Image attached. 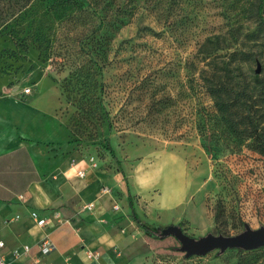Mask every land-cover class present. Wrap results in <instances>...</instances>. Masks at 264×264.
<instances>
[{"label": "rangeland", "instance_id": "1", "mask_svg": "<svg viewBox=\"0 0 264 264\" xmlns=\"http://www.w3.org/2000/svg\"><path fill=\"white\" fill-rule=\"evenodd\" d=\"M257 3L0 0L2 94L29 102L46 121V131L34 133L30 123L23 138L41 163L31 164L28 176L25 166L17 169L8 195L36 180V194L43 187L58 198L44 209L52 237L69 247L71 229L78 244L102 249V264H239L241 248L188 256L173 234H146L130 217L128 194L156 232L176 225L198 238L264 226V155L222 125L198 53L208 35L234 26L239 41L218 52L252 50L259 61L247 70L252 75L261 62L264 76ZM175 15L190 20L171 31ZM14 158L21 159L17 152ZM80 167L84 176L76 174ZM2 170L0 181L12 178L10 163ZM257 249L254 264H264V245Z\"/></svg>", "mask_w": 264, "mask_h": 264}, {"label": "trees", "instance_id": "2", "mask_svg": "<svg viewBox=\"0 0 264 264\" xmlns=\"http://www.w3.org/2000/svg\"><path fill=\"white\" fill-rule=\"evenodd\" d=\"M256 1L258 3L253 13L258 17V24L263 26L264 0ZM153 10L159 12L163 11V8L154 7ZM189 20L188 17L178 18L175 15L168 22L169 30L177 31L179 27L185 28ZM234 30L237 28L232 26L226 33L210 34L199 45L198 53L201 55L200 59L204 61L201 79L214 101L222 125L235 138L240 141H248V145L253 150L264 155V76L256 72L251 75L247 70L250 62L259 61L257 55L250 49H230L223 54L218 52L232 47L233 43L239 41V33L235 35ZM229 32H232L233 35L228 37ZM91 53L94 54L92 50ZM97 60L102 64L101 59L97 58ZM258 63L261 64V62ZM107 148L120 164V160L109 142H107ZM120 170L124 172L122 168ZM128 198L131 208L130 217L136 224L152 237L165 236L161 232H156L149 222L140 217L130 193ZM257 251V248L239 250V264H254L257 260Z\"/></svg>", "mask_w": 264, "mask_h": 264}, {"label": "crops", "instance_id": "3", "mask_svg": "<svg viewBox=\"0 0 264 264\" xmlns=\"http://www.w3.org/2000/svg\"><path fill=\"white\" fill-rule=\"evenodd\" d=\"M1 79V77H0ZM3 79V78H2ZM4 82L0 81V172L3 168H7L8 163H10L12 172V178L0 181V240H4L5 248L4 251L10 259L12 257V250L14 248L23 246L24 244H30L32 246V254H38L37 243L46 234L54 241L56 245L55 251L44 257V260L48 264H62L63 258L69 257L73 264H82L81 259H84L85 264H102L100 262L103 255V251L99 246L89 245L86 242H81L78 244L77 234L71 229L70 235H75L74 241L69 247L61 243L57 237H52L51 231H48L50 224H47L44 228L39 227L35 224L34 220L31 218V211L38 210L40 214L47 216V211L44 210L46 207L55 205L57 199L50 192L47 193L43 187L42 192L36 194L34 192V185L36 180H27L29 187L20 194H24V198H20V194L17 197H10L8 195V186L14 184L15 177L17 175V169L20 167L26 168V176H28L30 171V165L38 166L41 163L39 156L32 154L28 146L24 147L23 138L30 133V123L37 124L32 130L34 133H39L41 130L46 131L45 119L40 120L38 117V108L32 106L29 102L23 101L12 95L2 94L4 92ZM44 113V112H43ZM40 111V115L43 114ZM36 116V117H35ZM31 117H34L33 121ZM38 117V118H37ZM15 152L20 155L21 159L15 163ZM79 169L83 168H78ZM23 171V170H22ZM76 171V174H77ZM61 181V180H59ZM57 182L54 186L60 188L61 182ZM48 186H46L47 188ZM40 189V190H41ZM105 195L98 198V201H103ZM100 199V200H99ZM5 200V201H3ZM97 200L94 202L96 204ZM109 207H111L112 201L107 200ZM106 202V203H107ZM19 215V218H15ZM49 219V217L47 216ZM7 219V221H6ZM8 219H11L8 221ZM50 227V226H49ZM73 233V234H72ZM80 245L81 249L78 247ZM59 246V248H58ZM92 249L101 252V256L98 260H90L87 257L86 250ZM29 257H24L15 264H27Z\"/></svg>", "mask_w": 264, "mask_h": 264}, {"label": "water", "instance_id": "4", "mask_svg": "<svg viewBox=\"0 0 264 264\" xmlns=\"http://www.w3.org/2000/svg\"><path fill=\"white\" fill-rule=\"evenodd\" d=\"M261 70V64L258 63L256 73H261ZM161 234H173L177 237L181 242L180 249L185 251L188 256L192 254L202 255L216 248L223 252L227 248L252 250L264 245V226L253 228L248 224L243 231L236 234L209 233L197 238L187 234L176 225L168 226L162 230Z\"/></svg>", "mask_w": 264, "mask_h": 264}, {"label": "built area", "instance_id": "5", "mask_svg": "<svg viewBox=\"0 0 264 264\" xmlns=\"http://www.w3.org/2000/svg\"><path fill=\"white\" fill-rule=\"evenodd\" d=\"M25 92L28 93L31 91V87H26ZM77 175L84 176L85 171L84 169H79L77 171ZM20 198H24V194H20ZM115 207L118 205L114 204ZM94 202H88L83 204V208L85 209H93ZM31 218L34 220L35 224L39 227L44 228L49 223V219L47 216L40 214L38 210L31 211ZM20 216L17 215L15 218H19ZM5 242L4 240H0V264H15V261H18L24 257H29L27 264H48L44 257L55 251L56 245L54 241L50 238L48 234L43 236L42 239L37 243L38 254H32V246L30 244H24L23 246L14 248L12 250V257L10 259L4 251ZM87 257L90 260H98L101 256V252L97 250L87 249L86 250ZM66 264H70L67 262Z\"/></svg>", "mask_w": 264, "mask_h": 264}]
</instances>
